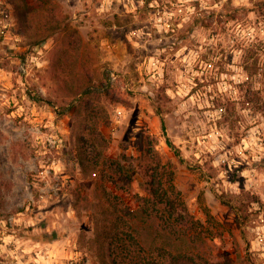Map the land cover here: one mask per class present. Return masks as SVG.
Returning a JSON list of instances; mask_svg holds the SVG:
<instances>
[{
	"label": "rangeland",
	"instance_id": "1",
	"mask_svg": "<svg viewBox=\"0 0 264 264\" xmlns=\"http://www.w3.org/2000/svg\"><path fill=\"white\" fill-rule=\"evenodd\" d=\"M143 165L201 225L143 246L264 264V0H0V264H109Z\"/></svg>",
	"mask_w": 264,
	"mask_h": 264
},
{
	"label": "trees",
	"instance_id": "2",
	"mask_svg": "<svg viewBox=\"0 0 264 264\" xmlns=\"http://www.w3.org/2000/svg\"><path fill=\"white\" fill-rule=\"evenodd\" d=\"M79 94L83 104L82 108L85 111L96 102V98L90 95L89 90L83 89ZM84 131H87L86 128ZM100 138L102 139V136ZM79 140L80 146L77 152L79 166L82 170L85 169L86 164H91L93 167L98 166L100 154L94 150H89V146L92 148L94 146L91 140L87 139L85 134ZM143 167L147 197L139 198L142 217L140 220H136V215L128 214L130 212L125 213L124 211H128V209L122 208V218L118 219V221H122V230L113 232L109 237L107 248L109 264H207L206 260L199 254L188 251V243L183 237L180 240V245L175 246L174 250L154 245L145 247L141 244L140 234L145 227L139 223L145 225V222L149 223L154 219L162 221L165 212L168 214L166 223L173 222L174 225H181L185 228L196 229V227H201L199 223H194L191 216L187 214L183 202L171 183V177L166 180L164 185L163 176L158 169L144 165ZM111 168L119 174L120 166L118 163H114L112 160L102 162V174L106 169ZM123 172L122 167V174Z\"/></svg>",
	"mask_w": 264,
	"mask_h": 264
}]
</instances>
